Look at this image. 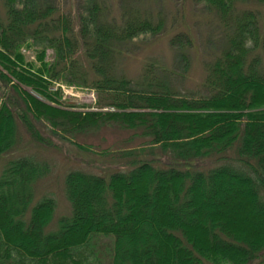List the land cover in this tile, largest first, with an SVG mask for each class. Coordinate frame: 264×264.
I'll return each mask as SVG.
<instances>
[{"label": "trees", "instance_id": "1", "mask_svg": "<svg viewBox=\"0 0 264 264\" xmlns=\"http://www.w3.org/2000/svg\"><path fill=\"white\" fill-rule=\"evenodd\" d=\"M248 1L264 6L194 0L229 34L207 94L178 96L165 80L138 84L113 71L126 45L160 33L139 9L116 20L102 0L68 10L58 0H0V157L16 148L19 126L44 147L102 126L144 141L107 150L109 163H93L109 168L103 174L65 175L71 214L55 231L56 202L34 190L47 165L10 160L0 170V264H100L99 239L110 242V264H264V18L235 13ZM189 42L184 33L169 40L182 64ZM60 85L95 92L96 110H74Z\"/></svg>", "mask_w": 264, "mask_h": 264}, {"label": "rangeland", "instance_id": "2", "mask_svg": "<svg viewBox=\"0 0 264 264\" xmlns=\"http://www.w3.org/2000/svg\"><path fill=\"white\" fill-rule=\"evenodd\" d=\"M58 1L65 10H68L73 3L76 4L77 0ZM102 2L106 6L108 19L120 20L123 14L126 16L132 10L139 9L142 15L148 16L154 23L161 22L158 35L139 40L137 44H129L123 48L122 55L114 62L115 74L125 76L138 84H141L145 78L165 80L178 96L207 94L203 82L208 67L220 55L229 34L228 27L216 14L207 11L194 0H102ZM245 10L254 11L259 17V22L262 23L264 6L248 1L237 6L235 13L239 14ZM177 33L187 34L190 39L189 44L184 48L183 64L178 57L177 48L169 44V40ZM51 57L52 53L48 51L47 59L51 60ZM262 61H264L263 58ZM60 88L62 100L67 105H72L74 110L84 112L96 110L95 105L98 99L95 92L66 85H60ZM18 134L19 141L16 148L12 153L0 157V170L17 157H29L47 165V174L35 183L34 190L37 199L46 196L53 198L56 202L54 219L48 226L50 231L56 230L57 217L71 214L70 204L64 195V177L69 171L80 170L103 174L109 168H99L93 166V163H109L111 158L103 156L107 150L115 152L132 149L142 147L144 143L139 138L130 139L131 132L122 131L117 126H102L97 130L76 134L73 138L67 136L68 139L65 137V141L54 137L52 140L58 145L57 147H44L32 142L21 126H19ZM70 139L75 140L87 150L80 152L70 144ZM155 152L157 158H160L159 151ZM161 158L166 160L165 156ZM213 165V162L207 160L201 168L207 170ZM110 246L109 240H98L97 258L103 264H110L107 253Z\"/></svg>", "mask_w": 264, "mask_h": 264}]
</instances>
